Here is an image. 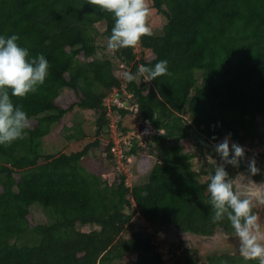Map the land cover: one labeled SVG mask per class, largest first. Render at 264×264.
<instances>
[{
  "label": "trees",
  "instance_id": "1",
  "mask_svg": "<svg viewBox=\"0 0 264 264\" xmlns=\"http://www.w3.org/2000/svg\"><path fill=\"white\" fill-rule=\"evenodd\" d=\"M148 2L166 19L161 30L143 36L139 52L124 48L107 56L99 53L114 27L110 13L86 3L77 8L80 0H0V36L17 34L29 59L43 54L49 62L43 85L24 98L11 97L27 113L29 127L23 139L0 145V264H167L154 241L157 230L180 237L172 243L174 264H259L246 261L240 249L201 256L183 246L182 235L236 237L227 213L212 223L207 185L219 166L229 179L248 171L246 151L234 166L215 144L225 137L241 146L264 144L258 121L264 118V0ZM100 36L106 44L98 43ZM160 60H167L168 74L150 82L138 75L140 65ZM118 67L137 80L120 79ZM62 88L74 98L59 104ZM115 94L127 104H106ZM75 109L92 112L94 137H86L81 121L65 124ZM130 113L136 130L150 124L154 133L146 147L134 139L124 149V164L143 150L161 158L147 181L134 186L117 169L110 134L111 114L124 134L130 128L121 121ZM53 131L64 132L67 141H87L74 151L43 153L42 138ZM95 151L114 171L111 182L81 164ZM34 204L43 222L34 221ZM253 204L264 228V206ZM136 215L146 224L133 229Z\"/></svg>",
  "mask_w": 264,
  "mask_h": 264
},
{
  "label": "clouds",
  "instance_id": "2",
  "mask_svg": "<svg viewBox=\"0 0 264 264\" xmlns=\"http://www.w3.org/2000/svg\"><path fill=\"white\" fill-rule=\"evenodd\" d=\"M85 3L114 17V27L107 41V48L113 52L135 48L143 36L153 34L147 26V0H80L76 7L80 8ZM19 39L17 34L0 36V145L5 147L23 139L24 130L29 127L27 113L20 106L14 105L11 97L24 98L35 92L49 75V62L45 56L38 54L29 59L28 49L18 45ZM167 64V60H160L152 67L140 65L138 75L150 82L168 74ZM123 78L133 82L137 80V75L126 71ZM113 97L117 98L115 95ZM153 133L154 131L150 136ZM214 147L222 160L234 166H238L245 155L244 148L237 143H230L227 137ZM208 159L211 160V157ZM247 167V176L240 173L231 179L223 166L215 169L207 185L210 202L214 207L211 221L215 224L227 213V218L240 240L241 256L246 261L259 260V264H264V244L258 242L260 237L257 235L260 230L259 217L253 213V201L264 206V181L257 182L253 178L259 173L254 159L248 162Z\"/></svg>",
  "mask_w": 264,
  "mask_h": 264
},
{
  "label": "rangeland",
  "instance_id": "3",
  "mask_svg": "<svg viewBox=\"0 0 264 264\" xmlns=\"http://www.w3.org/2000/svg\"><path fill=\"white\" fill-rule=\"evenodd\" d=\"M147 3L149 5V15L147 18V26L152 30V32H159L162 28V26L165 24L166 19L165 17L161 14L156 12V10L152 7H150V4L147 0ZM96 28L101 32L105 29V24L103 23H97L95 24ZM106 39L103 37H98V43L103 45L106 44ZM135 51L139 52L140 49L138 45L135 47ZM112 51L109 50L108 48L103 50H100L99 55L105 54L107 56H111ZM114 62H116L117 66V60L113 59ZM119 67L116 69L117 75L120 79L123 78L124 72H126L123 69H119ZM118 94H115L117 98H114L112 96L108 97L106 99V104H109L110 102L115 103L116 101H120L119 97L117 96ZM74 98L73 93H68L67 88H62L60 89V97L58 99L59 104H63L64 102H69ZM118 104L120 106H124V102H119ZM116 104V103H115ZM119 117L117 115L111 114L110 116V134L111 137L114 138L116 135L119 133V129L117 126V120ZM81 121V124L83 126L84 132L86 134L87 138H92L94 137V117L91 111L89 110H82V109H75L72 113L66 116L65 118V124L68 126H71L73 122H78ZM137 119L130 113L127 114L123 119H122V124L121 127H128L130 130L128 131L129 133H138L136 130V122ZM259 124H260V132L263 134V140H264V118H259L258 119ZM154 131V130H153ZM64 132L56 133V132H51L47 135H45L42 138V143H41V151L43 153H57L61 151H74L83 146V144L87 141L85 139L75 141H67L64 139ZM230 143H233L229 139ZM264 142V141H263ZM244 151L247 152L246 154V160L249 162L250 160H255L256 162V167L259 169V174L261 175V178L259 180H256L257 182L264 181V157L262 156V153L264 152V144L262 146H252V145H243ZM92 154V155H91ZM90 156H85L81 160V164L86 168L87 171L92 172V173H102L103 176L111 182L114 179V171L109 172L107 171L108 162L105 161V159L102 157L101 153L99 151H95L91 153ZM140 157H137L133 159L132 161H129L127 165H125L124 169H122V165H119V167L122 169L121 172L125 174V181L128 186H134L137 184H141L147 181L148 174L154 164L155 161L160 160L161 158L159 157L158 153L155 151L153 153H148L147 150L141 151L139 154ZM199 164L204 165V161L200 160ZM207 167L206 165H204ZM110 168H112L110 166ZM245 173L248 174L247 170H244ZM237 173V172H236ZM235 173V174H236ZM206 179V178H205ZM248 198V197H244ZM34 221L37 222H43L45 220V215L43 211L40 209L39 206L36 204L32 205L31 210H30ZM141 224H146L145 221L138 215H136L133 220H132V228L136 229L138 228ZM130 229L131 227L128 226ZM92 226H83L80 227L79 229L83 231H87L91 229ZM151 230V228H149ZM258 237L260 239L258 240L259 243L264 244V228L260 227L259 233H257ZM180 237L170 235L167 233V231H162V230H157L154 233V241L156 244H158V250L162 256V259L167 263V264H174V257L172 255V250L174 244L177 241H180ZM182 241H183V246L186 247H192L195 250L198 251V253L203 256L208 252L214 251V250H230V251H235L240 249V240L239 237H227L223 235L221 232H217L215 235L209 238H199V237H194L191 235H182ZM172 246V247H171ZM179 252V251H178ZM177 252V253H178Z\"/></svg>",
  "mask_w": 264,
  "mask_h": 264
},
{
  "label": "built area",
  "instance_id": "4",
  "mask_svg": "<svg viewBox=\"0 0 264 264\" xmlns=\"http://www.w3.org/2000/svg\"><path fill=\"white\" fill-rule=\"evenodd\" d=\"M115 103H118L116 101ZM153 129L150 125H146L143 129H141L138 133H118L113 139V147L111 149L115 162L117 164V169L122 170L125 167L123 157H124V149L132 144L134 139L138 140V144L141 147H144L147 143V140L152 133ZM122 165V169L119 167Z\"/></svg>",
  "mask_w": 264,
  "mask_h": 264
},
{
  "label": "water",
  "instance_id": "5",
  "mask_svg": "<svg viewBox=\"0 0 264 264\" xmlns=\"http://www.w3.org/2000/svg\"><path fill=\"white\" fill-rule=\"evenodd\" d=\"M118 96V95H117ZM126 104V103H125ZM203 154H204V156L205 157H211L210 155H208V153L206 152V148H205V143H203ZM211 162H213L214 160H213V158L211 157V160H210ZM240 173H243V174H245L246 176L248 175L247 173H245V171L244 170H239V171H237V173L234 175V177L237 175V174H240ZM251 179H253L252 177H251Z\"/></svg>",
  "mask_w": 264,
  "mask_h": 264
}]
</instances>
